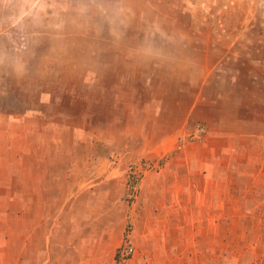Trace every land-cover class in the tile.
Here are the masks:
<instances>
[{
  "label": "rangeland",
  "instance_id": "obj_1",
  "mask_svg": "<svg viewBox=\"0 0 264 264\" xmlns=\"http://www.w3.org/2000/svg\"><path fill=\"white\" fill-rule=\"evenodd\" d=\"M34 155L170 184L178 264H264V0H0V187Z\"/></svg>",
  "mask_w": 264,
  "mask_h": 264
},
{
  "label": "crops",
  "instance_id": "obj_2",
  "mask_svg": "<svg viewBox=\"0 0 264 264\" xmlns=\"http://www.w3.org/2000/svg\"><path fill=\"white\" fill-rule=\"evenodd\" d=\"M33 158L38 166L25 177L39 181L0 187V264H170V258L178 264L185 258L170 252V184L168 202L129 211L122 201L124 178L110 180V172L102 171L95 176L103 179L99 186L88 185L96 173L45 171L43 158ZM128 227L137 254L121 263L117 254ZM160 242L167 249L154 246Z\"/></svg>",
  "mask_w": 264,
  "mask_h": 264
},
{
  "label": "built area",
  "instance_id": "obj_3",
  "mask_svg": "<svg viewBox=\"0 0 264 264\" xmlns=\"http://www.w3.org/2000/svg\"><path fill=\"white\" fill-rule=\"evenodd\" d=\"M134 254V246L131 238V234L127 233L122 246L119 248L117 254L118 262L124 263L132 258Z\"/></svg>",
  "mask_w": 264,
  "mask_h": 264
}]
</instances>
